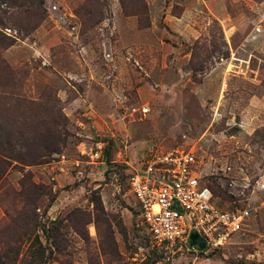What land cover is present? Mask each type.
<instances>
[{
	"label": "rangeland",
	"instance_id": "obj_1",
	"mask_svg": "<svg viewBox=\"0 0 264 264\" xmlns=\"http://www.w3.org/2000/svg\"><path fill=\"white\" fill-rule=\"evenodd\" d=\"M177 149L251 212L198 263L264 264V0H0V264L165 262L128 179ZM95 195L122 223L107 255L68 220Z\"/></svg>",
	"mask_w": 264,
	"mask_h": 264
},
{
	"label": "built area",
	"instance_id": "obj_2",
	"mask_svg": "<svg viewBox=\"0 0 264 264\" xmlns=\"http://www.w3.org/2000/svg\"><path fill=\"white\" fill-rule=\"evenodd\" d=\"M149 108H142L145 115ZM101 157L100 152L95 153ZM197 161L182 150L153 151L143 167L128 179L129 189L140 208V220L154 245L168 255L160 264H176V255L199 264V254H211L226 247L244 231L250 219L248 209H224L216 204L213 191L200 182ZM198 234L206 249L190 247V236Z\"/></svg>",
	"mask_w": 264,
	"mask_h": 264
},
{
	"label": "trees",
	"instance_id": "obj_3",
	"mask_svg": "<svg viewBox=\"0 0 264 264\" xmlns=\"http://www.w3.org/2000/svg\"><path fill=\"white\" fill-rule=\"evenodd\" d=\"M93 204L95 208L94 217L91 213H88L83 210H76L73 213H71L68 216V220L70 221L74 231L86 242L90 243V236H89V230L88 225L92 222L95 223L96 228L98 232L101 234V231H103V227H105V235H103V240L101 242V251L107 255L106 251V243L110 247L111 245L117 246L114 238V224L117 227H121L122 229V223L119 221L115 215H112L108 213L105 209L104 203L102 201V198L99 195H95L93 198ZM114 223V224H113ZM62 227V222L58 221L53 225V229L51 230L52 236H61L60 229ZM104 233V232H103ZM54 240V238H53ZM56 244V243H55ZM117 251V249H116ZM114 252V250H113ZM43 254H45V251H38V257L37 260L40 261L43 258ZM35 264V263H34Z\"/></svg>",
	"mask_w": 264,
	"mask_h": 264
},
{
	"label": "water",
	"instance_id": "obj_4",
	"mask_svg": "<svg viewBox=\"0 0 264 264\" xmlns=\"http://www.w3.org/2000/svg\"><path fill=\"white\" fill-rule=\"evenodd\" d=\"M193 245L197 246L200 250L206 249V241L196 233H192L190 236V247Z\"/></svg>",
	"mask_w": 264,
	"mask_h": 264
}]
</instances>
